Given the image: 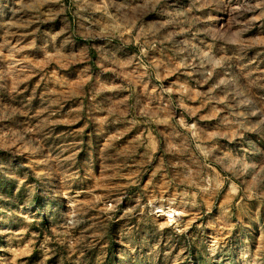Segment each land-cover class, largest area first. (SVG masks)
<instances>
[{
	"label": "clouds",
	"instance_id": "9594fccd",
	"mask_svg": "<svg viewBox=\"0 0 264 264\" xmlns=\"http://www.w3.org/2000/svg\"><path fill=\"white\" fill-rule=\"evenodd\" d=\"M0 25V264H264V0H0Z\"/></svg>",
	"mask_w": 264,
	"mask_h": 264
},
{
	"label": "rangeland",
	"instance_id": "374dc122",
	"mask_svg": "<svg viewBox=\"0 0 264 264\" xmlns=\"http://www.w3.org/2000/svg\"><path fill=\"white\" fill-rule=\"evenodd\" d=\"M5 32V26L4 25H0V39L3 38ZM30 39V38H29ZM48 38L46 36L43 35V28L41 30V33L38 34V38H37V44H38V48L42 47L43 44L45 43V41ZM49 48L51 49V45H49ZM73 50V45L69 44L67 45L66 51H72ZM112 51H115V49H112ZM42 52H37V55H42ZM93 55H95V52L93 50ZM32 57H28V60H31ZM96 75L100 76L101 81L104 82L105 80H112L114 78V74L113 73H107L104 74L102 73L99 69H95ZM38 79V77L35 74H30L28 80L23 81L21 83V87L24 86V84H29V93L31 91V86L34 85L35 81ZM29 93H25V96L28 95ZM116 93H113V95H115ZM19 100V98H18ZM12 103L9 95L7 94V92L3 89H0V110H2L4 108L5 105ZM35 103V102H34ZM19 126L18 125V121H6V120H0V134H2L3 131H6L9 127L12 126ZM58 130H65V131H71L73 129H79L80 127V122L73 120L71 117H63L60 120V123L57 124L55 126ZM69 140H71V137H68ZM3 147V138L0 137V148ZM0 156H4V154L0 153ZM0 162H7V157L4 156V159ZM11 181H7L3 178H0V186L3 185H11ZM0 190H3L2 188H0ZM10 195V193H9ZM3 203V202H0ZM4 207H9V205L4 204ZM11 207H15V205H11ZM0 215H4V213H0ZM6 219H15V217L12 218H7ZM10 226V224L6 225V224H0V227H8Z\"/></svg>",
	"mask_w": 264,
	"mask_h": 264
}]
</instances>
